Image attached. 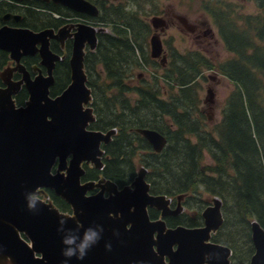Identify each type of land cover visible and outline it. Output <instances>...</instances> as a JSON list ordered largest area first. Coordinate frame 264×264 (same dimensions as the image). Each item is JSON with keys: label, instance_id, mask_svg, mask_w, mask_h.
I'll list each match as a JSON object with an SVG mask.
<instances>
[{"label": "trees", "instance_id": "16d2710c", "mask_svg": "<svg viewBox=\"0 0 264 264\" xmlns=\"http://www.w3.org/2000/svg\"><path fill=\"white\" fill-rule=\"evenodd\" d=\"M87 1L100 10L90 21L110 30L97 35L95 50L83 60L96 117L93 128L116 130L104 148L100 174L122 188L142 173L151 195L170 199L171 208L181 199L186 212L165 217L170 228L200 227L209 199H219L223 223L211 241L231 250V264H249L254 253L250 223L256 221L264 230V0H254L261 8L256 17L233 11L226 0H202L200 9L232 57L213 66L201 53L172 51L167 72H154L136 84V71L150 66L143 51L150 32L146 19L158 15L155 6L143 8L155 0ZM213 69L233 89L219 122L210 128L199 110L196 81L203 70ZM18 97L22 104L25 97ZM137 129L157 131L167 145L153 152ZM205 156L211 164L204 163ZM98 175L88 169L84 180ZM47 195L60 212H71L53 192ZM149 216L154 220L159 213L150 209Z\"/></svg>", "mask_w": 264, "mask_h": 264}, {"label": "water", "instance_id": "95a60500", "mask_svg": "<svg viewBox=\"0 0 264 264\" xmlns=\"http://www.w3.org/2000/svg\"><path fill=\"white\" fill-rule=\"evenodd\" d=\"M51 1L91 17L99 14L97 7L85 0ZM177 20L192 32L185 17L178 16ZM149 23L155 33L167 27L158 16L150 18ZM45 34L3 28L0 48L17 59L19 49L24 54L33 53L34 44ZM86 39L93 48L96 29L81 26L75 35L71 60L75 81L60 97L50 99L46 83L40 90V80H36L28 85L30 103L26 108L16 109L8 97L0 103V264H8L7 260L12 264H230L231 250L211 241L223 223L218 199L202 211L200 227L167 229L164 221L149 218V208L161 211L163 217L170 211L165 197L149 193L142 173L130 187L114 190L107 199L102 192L85 195L93 184L79 185L84 173L80 165L93 160L99 144L110 136L85 132L93 117L80 116L81 102H88L91 94L84 84L81 66V46ZM149 45L151 58H160L163 47L157 34L150 37ZM161 58L166 62L165 55ZM206 93L204 104L210 106L213 91L208 88ZM136 132L157 154L167 145L166 138L154 130ZM68 156L72 158L66 167ZM57 158V169L66 170L65 178L59 173L51 174ZM42 188L53 190L70 204L74 218L65 217L38 199L36 208L30 210L29 198ZM88 230L98 239L79 259L77 246ZM72 238L75 243L64 242ZM250 238L254 253L249 264H264V230L256 221L250 223ZM69 248L76 250L70 257L64 255Z\"/></svg>", "mask_w": 264, "mask_h": 264}, {"label": "flooded vegetation", "instance_id": "af4514ba", "mask_svg": "<svg viewBox=\"0 0 264 264\" xmlns=\"http://www.w3.org/2000/svg\"><path fill=\"white\" fill-rule=\"evenodd\" d=\"M243 2L254 3L257 10L259 11L256 14L244 15V17L245 16L256 17L260 13L261 8L258 7L257 3L254 0H243ZM228 3L233 11L236 10L240 11L242 9L240 4L237 2L228 1ZM97 9L98 11H100L99 8ZM167 16L168 17H164V20L167 24V27H165L164 30L159 29L155 33L151 25L149 26L150 30L153 31L152 35L157 34L160 37L163 47L162 56L165 55L166 57V62H164L162 61L161 58L162 56L160 58L153 59L151 58L149 53L148 55L149 61L152 62L150 66L154 68L157 67V69L160 70L162 74L167 72V68L169 65L168 62L169 55L167 56V52L164 49V45H163L164 43L161 36L162 34L165 33L167 29L171 28L174 24H176L174 21L179 23L177 17L180 15L171 11L168 13ZM91 18H96V17H91L85 13L76 12L60 3H55L51 0L49 1L0 0V30H2L3 28L10 30H20V31L25 30L32 34H42L43 32L44 33L46 32L44 38L43 39L40 38L34 44L33 53L24 54L22 50L19 49L18 52L19 56L17 59L12 58L10 52L0 48V103L5 101L7 97L8 98L10 97L16 109L26 108L30 103V94H29L28 85L34 83L36 80H40V83H38L40 90H44L45 86H43V83H46V89L48 91V97L50 99L55 100L56 98L60 97L62 93L66 89H68L69 86L75 81L73 79L71 60L74 50L75 35L77 34L79 28L81 26H86V27H93L94 29H98L99 26H102L101 24H97L95 22L90 21ZM186 20L188 21L187 25L192 29V32H189V34H191V36L194 39V43L197 48L196 50H198L196 52L201 54L203 52L206 53V48L210 46L211 42L212 41L216 42V37H217V31H215L216 28H214V26L212 25L211 20L207 19L204 16H199L194 21H189V19L186 17ZM178 25L179 27H181L179 28L181 29V31L187 32L184 26H182L180 23ZM98 34L99 32H96V43L93 48L91 47V44L87 39L82 42V46H81V52H82L81 66H82V72L85 74L86 77V81L84 84L89 90L90 88L88 87V77L84 71L83 60L87 52H91L95 50L97 46ZM44 45H47L46 48ZM142 68H145V65H142ZM140 77L141 74H138L137 79L140 80ZM19 95H23L25 97L22 104H17L16 98ZM91 99L92 97L90 94V99L88 102L86 103L81 102L80 116H84L85 118L87 117V115L89 118L93 117V122L88 121L87 125L84 128V131L101 133L103 136H107L110 133V136L108 138V141L106 142L103 141L99 144L98 152L94 156L93 160L84 161L80 165V168L83 170L84 173L83 175L80 176L79 185L85 186L88 183H92L94 185L97 182H101L104 184L101 189L98 190V188H94L93 186L92 188H90V190L86 192L85 195L94 196L102 192L103 197L107 199L110 196L114 195V190L120 191L125 187H130L137 177L133 180L131 184L120 188L113 182L104 179L100 174L99 171H102L104 167V158H105L104 148L106 145H108L111 142L112 137L116 134V130L111 129L106 132L94 130L93 124L95 122L96 117L91 107L89 106ZM1 107L2 106H0V108ZM71 158H72L71 156L67 157L66 167H68ZM58 162L59 159L57 158V162L54 165L51 174L55 175L59 173L62 177L65 178L66 170L58 171L57 169ZM88 169L95 170L99 173L98 178L96 180H84V178L87 175ZM105 183H107L108 186H106ZM105 189H107V191ZM47 191L53 192V194L56 197L60 198L66 204H68L62 197L56 195L53 190H50L48 188L38 189L36 195L33 197H35L38 200L47 197L48 202L51 203L50 198L47 195ZM63 191L66 192L67 191L66 188H64ZM40 201L49 204L48 202H44L42 200ZM68 205L70 207L71 212L66 214H73L74 211L72 206L70 204ZM150 209H155V208H149L148 215ZM155 210L158 211V213L159 212L160 213L158 218L154 220H152L149 216L150 220L152 221L162 220L165 222L164 220L165 217L168 216L177 217L178 215H180L178 212L172 211L173 213L170 212L169 215L163 217L161 215V211L157 209ZM166 228L168 229L170 227H168L166 224Z\"/></svg>", "mask_w": 264, "mask_h": 264}, {"label": "rangeland", "instance_id": "374dc122", "mask_svg": "<svg viewBox=\"0 0 264 264\" xmlns=\"http://www.w3.org/2000/svg\"><path fill=\"white\" fill-rule=\"evenodd\" d=\"M202 0H195L194 3L189 0H155L154 4H144V12L148 11V9H154L155 6L156 12H158V15H150L147 17L146 22L150 26L149 20L153 16H158L164 19V17H168V13L173 11L174 13L187 17L189 21H194L199 16H204L207 19H209L206 13L202 12L200 9V3ZM226 1H232L237 2L240 4L242 9L240 10L242 15H252L259 12L252 2H243V0H226ZM185 17V18H186ZM211 20V19H209ZM176 24H174L171 28L167 29L164 34H162L161 38L163 40L164 49L167 52L168 56V62L171 61V53L172 51L179 53V54H186L191 52H196V46L194 43V39L189 34V32L181 31V27H179V23L174 21ZM213 25V24H212ZM214 26V25H213ZM215 28V27H214ZM216 31V30H215ZM96 32L99 33H109V27L107 26H99L98 29H96ZM153 34V31L150 30L149 35L145 39V42L143 43V51L145 54L149 55L150 53V45H149V39L151 35ZM213 66H215L216 63L223 62L229 58L232 57L230 53H228L217 34L216 42H211L210 46L206 48V53H202ZM149 61V60H148ZM150 64L152 63L149 61ZM152 66H145V68H140L136 71V74H141L140 80H149L151 73L157 72L159 75H162L161 71L157 69L155 71L154 67L150 68ZM138 82V79H134L133 83L136 84ZM197 83V91L198 95L202 101L201 105L199 106V110L201 113L206 117L205 123L211 128L213 125L217 124L221 118V111L224 105V102L230 93V91L233 89V86L230 82H228L224 77H222L215 69L213 70H203L202 76L199 77L196 81ZM208 88H211L213 91V103L210 104V106L204 104L205 97L207 95L206 91ZM10 98V97H9ZM8 99V98H7ZM3 104V103H2ZM4 105V104H3ZM210 107V108H209ZM205 164H211V161L207 156L204 158ZM106 186H108L107 183H105ZM103 183L97 182L93 186L94 188L101 189L103 187ZM107 191V189H105ZM111 190V189H109ZM214 199L217 198H210V205H214ZM44 202H48V198L44 197L43 199H40ZM219 200V199H218ZM166 207L168 211L173 213L172 211L178 212L179 214L185 213L186 211L181 206V199H177L175 207L171 208V200L166 199ZM49 203V202H48ZM52 208L56 209L51 203H49ZM160 213V212H159ZM63 214V213H61ZM65 217H72L74 218L73 214H63ZM188 218H194L191 213L187 212ZM215 233V232H214Z\"/></svg>", "mask_w": 264, "mask_h": 264}, {"label": "clouds", "instance_id": "9594fccd", "mask_svg": "<svg viewBox=\"0 0 264 264\" xmlns=\"http://www.w3.org/2000/svg\"><path fill=\"white\" fill-rule=\"evenodd\" d=\"M37 205V200L35 197H30L29 201H28V208L30 210H33L36 208ZM98 239V236L96 235V233L92 232L91 230H88L85 232L84 237L82 239V241L80 242V244L77 246L80 252L79 255V259H83V256L86 253V250L92 245L94 244ZM66 244H73L75 243V238L69 239V240H65L64 241ZM76 253L75 249L69 248L64 255L66 256H72Z\"/></svg>", "mask_w": 264, "mask_h": 264}, {"label": "bare ground", "instance_id": "6f19581e", "mask_svg": "<svg viewBox=\"0 0 264 264\" xmlns=\"http://www.w3.org/2000/svg\"><path fill=\"white\" fill-rule=\"evenodd\" d=\"M4 261H5V260H4ZM1 262H3V261H0V263H1ZM6 262H7L8 264H12V263L10 262V260H7Z\"/></svg>", "mask_w": 264, "mask_h": 264}]
</instances>
